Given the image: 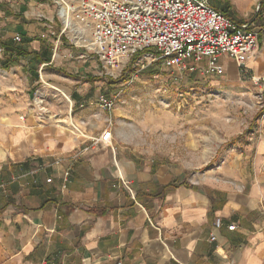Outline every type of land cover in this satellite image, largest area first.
I'll list each match as a JSON object with an SVG mask.
<instances>
[{"label": "crops", "instance_id": "obj_1", "mask_svg": "<svg viewBox=\"0 0 264 264\" xmlns=\"http://www.w3.org/2000/svg\"><path fill=\"white\" fill-rule=\"evenodd\" d=\"M210 2L240 23L264 22L256 12L264 0ZM25 16L23 10L19 23ZM17 28L32 36L25 26ZM41 35L30 50L50 45L49 61L32 62L33 52L14 71L0 72V208L10 199L0 212V264H264V116L203 172L188 173L177 160L140 157L126 146L80 136L89 134L78 125L80 135L58 133L67 125L76 133L73 122L100 135L110 112L90 103L109 96L97 92L109 91L115 80H105L99 65L107 67L95 55L60 49L47 33ZM217 58L227 80L264 75V29L245 70L233 57ZM205 67L203 59L189 72L203 80L219 75L205 73ZM44 74L69 97L63 95L68 114L60 123L53 112L36 118L27 106L30 93L18 98V88ZM26 160L31 168L19 166L10 180L5 177L13 162ZM232 223L235 229H229Z\"/></svg>", "mask_w": 264, "mask_h": 264}, {"label": "rangeland", "instance_id": "obj_2", "mask_svg": "<svg viewBox=\"0 0 264 264\" xmlns=\"http://www.w3.org/2000/svg\"><path fill=\"white\" fill-rule=\"evenodd\" d=\"M58 1L0 0L4 8L0 16V38L16 33L22 35L17 28L20 24L37 39L42 38V33H47L54 46L59 43L60 49L69 47L73 53L76 50L84 52L86 48L80 44L76 33L68 29V25L67 29L64 28L61 15L71 21L69 0ZM23 10L27 16L20 18L19 23ZM73 23L77 26L82 24L75 16ZM84 36L91 35L85 33ZM151 50L155 52L154 48ZM99 68L104 69L102 75L105 80L107 77L115 80L113 88L109 85V91L101 89L97 92L108 94L115 100L114 108L109 110L111 118L106 127L112 129L111 147L126 146V150L140 157L177 160L180 165L188 166V173L203 172L215 166L230 139L238 134L242 135L237 141L248 137L264 116V84L256 82L253 77L227 80L219 74L203 80L195 77L194 73L167 65L159 54L151 52L136 54L115 67L104 68L101 63ZM8 71L12 72L14 68ZM0 72L7 73L1 70V66ZM41 77L43 79L32 86L18 88V98L21 100L24 94L30 93L27 106L34 108L36 118L42 120L46 112H53L52 117L58 118L60 123L68 114V101L53 86L58 82L47 79L45 74ZM97 83L99 87L101 81ZM62 85L72 98L70 87ZM38 99L43 101L38 103ZM90 107L95 110L102 108L98 100L90 103ZM78 109L74 104L73 110ZM74 124L89 135H80L75 127L74 133L68 125L57 131L99 141L95 140L99 135L92 136L86 126ZM70 126H74L72 122Z\"/></svg>", "mask_w": 264, "mask_h": 264}, {"label": "built area", "instance_id": "obj_3", "mask_svg": "<svg viewBox=\"0 0 264 264\" xmlns=\"http://www.w3.org/2000/svg\"><path fill=\"white\" fill-rule=\"evenodd\" d=\"M69 2L72 19L75 16L82 23L81 26L74 24L72 31L81 35L89 33L93 38L92 42H80L86 48L82 55H95L106 67L124 64L149 48L148 52L159 54L167 65L179 71H193L198 67V62L206 59L205 73L222 74L225 68L217 57L225 54L233 57L245 70L246 59L255 51L259 32L264 29V22L236 21L214 7L210 0ZM256 12L264 17L261 3L257 4ZM64 28H67L66 24ZM13 37L21 40L19 33ZM253 79L264 84V75L253 76ZM98 102L106 110H112L115 105L114 98L106 95H101ZM112 139V129L105 128L95 140L111 144ZM68 174L66 171L65 181ZM124 183L129 187L127 181L124 180ZM216 224L220 226V217L216 219ZM228 227L235 229L236 224ZM211 238L215 239L216 235Z\"/></svg>", "mask_w": 264, "mask_h": 264}, {"label": "trees", "instance_id": "obj_4", "mask_svg": "<svg viewBox=\"0 0 264 264\" xmlns=\"http://www.w3.org/2000/svg\"><path fill=\"white\" fill-rule=\"evenodd\" d=\"M261 6L264 7L263 2H261ZM0 9L4 10L2 2H0ZM220 10L224 11L227 15H229L224 9H220ZM33 39H35V37L29 36L26 33H22L21 40L19 41L16 40L13 36L6 37V38H0V47L3 49V55L0 56V66L4 69L9 70L12 66L16 65L20 59L27 58L33 52L34 54L30 58L32 62L40 63V62L49 61L51 58L50 45L42 44L39 50H30V43ZM149 50H150L149 48H146L141 52L146 53ZM241 135L242 134L233 136L230 139V143L236 142L241 137ZM19 166H25V167L31 168V164L29 160L22 161V162H13L11 164V167H12L11 171H8V174L6 173L5 177L8 180H10L11 173L17 171ZM68 173H70L69 169H68ZM3 175L4 174L1 173L0 176H3ZM9 203H10V199H8V201L1 206L0 212Z\"/></svg>", "mask_w": 264, "mask_h": 264}, {"label": "bare ground", "instance_id": "obj_5", "mask_svg": "<svg viewBox=\"0 0 264 264\" xmlns=\"http://www.w3.org/2000/svg\"><path fill=\"white\" fill-rule=\"evenodd\" d=\"M58 1V0H57ZM68 1V0H67ZM59 3H60V1H58ZM70 3V2H69ZM71 4V3H70ZM60 6V5H59ZM72 7V6H71ZM68 12H69V14L71 15V8L70 9H68ZM61 15V14H60ZM61 16H63V15H61ZM63 21H64V24H66V27H68L69 26V28L68 29H71V30H73L74 29V23H73V19H72V17H71V21L70 20H68V18L67 17H64L63 16ZM68 25V26H67ZM67 29V28H66ZM74 32V31H73ZM75 33V32H74ZM79 40L78 41H81V42H92V40H93V38L90 36V37H85L84 35H81V34H76L75 35ZM62 92V91H61ZM62 94L64 95V96H66V98L67 99H69V97L64 93V92H62ZM43 100L42 99H38V103H41ZM75 127V126H74ZM77 127V126H76ZM75 127V128H76Z\"/></svg>", "mask_w": 264, "mask_h": 264}]
</instances>
